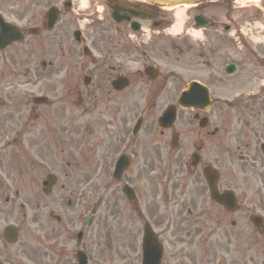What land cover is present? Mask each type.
Instances as JSON below:
<instances>
[{"label": "flooded vegetation", "instance_id": "1", "mask_svg": "<svg viewBox=\"0 0 264 264\" xmlns=\"http://www.w3.org/2000/svg\"><path fill=\"white\" fill-rule=\"evenodd\" d=\"M80 2L0 0V197L12 198L0 205V264H77L79 250L86 264H149L158 249L155 264H264L248 242L253 227L264 248V94L213 89L220 67L231 87H261V48H241L242 58L226 51L219 64L210 43L197 44L187 67L184 45L165 31V10L136 0ZM213 5L194 7L211 28L203 40L217 30ZM135 24L148 30L132 33ZM229 63L238 77L225 74ZM121 80L128 86L114 90ZM193 80L209 88L208 101L196 95L193 106L176 105ZM166 108L174 117L161 123ZM11 113L18 127L7 125ZM73 149L97 153L98 181L117 162L125 166L94 215L72 210L69 185L42 200L49 165L71 166ZM205 172L217 174L218 193L235 195L236 210H218ZM125 185L135 200L122 194ZM96 213L97 233L86 224Z\"/></svg>", "mask_w": 264, "mask_h": 264}, {"label": "rangeland", "instance_id": "2", "mask_svg": "<svg viewBox=\"0 0 264 264\" xmlns=\"http://www.w3.org/2000/svg\"><path fill=\"white\" fill-rule=\"evenodd\" d=\"M224 4V3H223ZM225 5V4H224ZM233 6V12H232V18H234V21L230 23V25L234 28V33L233 36L230 35H225L224 34H220L219 32L216 33L214 35L215 38L213 39H208V42H212V48H214L213 50L217 51L218 57L220 56V60L218 61L219 64H222L221 62H225L227 60H224V56H225V52L231 50L232 51V56L236 57L238 55V57L242 58L243 56L241 54H244L247 52V50H242L240 51L239 48H261V71H260V75H261V82H263L264 79V10L261 9V7L264 8V0H251L248 2H243L240 4H237V2H234L232 4ZM174 11L173 10H169V13L171 14L170 18L172 17V13ZM193 11L190 9L189 11H187V15L191 14ZM221 17L219 18L220 21H222L223 23H227L226 18L224 17V14H219ZM186 20V19H185ZM233 20V19H232ZM244 21H249V22H256V25L252 24L247 26V32L246 33H240V31L236 30L237 28H240L241 25L244 23ZM220 29V28H219ZM191 40L190 41L193 44H195L194 42H198V37L199 34L192 32L191 31ZM246 34V35H245ZM247 36H251L254 37L256 39V42H253L249 39V37ZM237 37L240 38L241 42L246 44V46H240L239 44H237ZM236 39V40H235ZM196 48H183V50L185 51V60L184 62L186 63L187 67L188 66H193L196 63L197 60V50H195ZM239 52H236L238 51ZM205 51H208V48H205ZM245 57H247V55L244 54ZM173 57V56H171ZM229 60V59H228ZM222 66V65H221ZM222 67L219 68V74L218 76L223 78L221 83H218L216 85L213 86L214 91L217 89H219V91L221 93H223V95H228L230 93H236L239 92L238 90L240 88H234L231 87V85L233 83H231V79L232 78H226L224 76H222V74L220 73ZM192 73H196L197 71L195 70V68H191ZM199 75H203L204 73V69H202V71H199ZM191 73V74H192ZM221 74V76H220ZM195 75V74H194ZM198 75V73H197ZM201 78V77H200ZM174 87V91L175 90H179V86L178 84H176ZM244 90H248V89H252V91H255L257 89V87L255 88H243ZM224 91V92H223ZM172 94V88L169 89L168 91V95ZM10 118H14V114L11 113L10 114ZM69 160L71 161H75L74 157L71 156L69 157ZM92 164H94V161H92ZM83 167H78V169H82ZM55 169L57 170H64L67 168H64V166H55ZM88 201V198L86 199ZM253 201V200H251ZM87 203L82 204V208L86 209L87 207ZM15 210H18V202L15 201ZM73 210H77V207H73ZM98 224V221L95 220V222L91 225V229L93 230V232H97L96 226ZM260 237H262L260 234H258L257 232H255L254 230H252L251 228H249V250L254 251V248L256 247H260L261 248V241H260ZM258 241V242H257ZM257 243L259 244V246H257ZM254 253V252H251ZM261 252L259 251V254Z\"/></svg>", "mask_w": 264, "mask_h": 264}, {"label": "water", "instance_id": "3", "mask_svg": "<svg viewBox=\"0 0 264 264\" xmlns=\"http://www.w3.org/2000/svg\"><path fill=\"white\" fill-rule=\"evenodd\" d=\"M149 1L169 6V5H174V4L193 3V2H196L198 0H149Z\"/></svg>", "mask_w": 264, "mask_h": 264}, {"label": "bare ground", "instance_id": "4", "mask_svg": "<svg viewBox=\"0 0 264 264\" xmlns=\"http://www.w3.org/2000/svg\"><path fill=\"white\" fill-rule=\"evenodd\" d=\"M175 17H176V19H177V22H176V24H174L173 25V27L170 29V30H174V31H176V30H179V24H180V20H181V18H182V9H176V12H175Z\"/></svg>", "mask_w": 264, "mask_h": 264}]
</instances>
